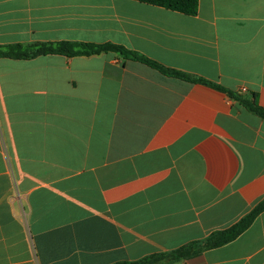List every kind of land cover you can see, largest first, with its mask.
<instances>
[{
	"label": "crops",
	"instance_id": "obj_1",
	"mask_svg": "<svg viewBox=\"0 0 264 264\" xmlns=\"http://www.w3.org/2000/svg\"><path fill=\"white\" fill-rule=\"evenodd\" d=\"M124 46L264 109V0H0V46ZM264 200V119L114 53L0 58V264H116L226 230ZM177 264H264V212Z\"/></svg>",
	"mask_w": 264,
	"mask_h": 264
},
{
	"label": "trees",
	"instance_id": "obj_2",
	"mask_svg": "<svg viewBox=\"0 0 264 264\" xmlns=\"http://www.w3.org/2000/svg\"><path fill=\"white\" fill-rule=\"evenodd\" d=\"M141 3L162 7L171 11L179 12L187 16L198 14L199 0H135ZM114 53L125 60L135 61L149 66L159 73L180 79L193 84H202L227 94L237 101L250 113L264 119V109L259 105L256 95L251 98L230 91L220 85L206 79L193 76L178 70L167 68L158 62L151 60L137 52L128 50L124 46L104 43L95 44L87 42L56 41V42H33L27 44H10L0 46V58L11 60H30L47 55H60L66 57L92 56ZM264 212V200L243 217L232 227L212 233L207 239L192 242L171 252L156 253L146 256L137 261H123L116 264H177L200 255L202 252L221 247L246 231L255 219Z\"/></svg>",
	"mask_w": 264,
	"mask_h": 264
}]
</instances>
